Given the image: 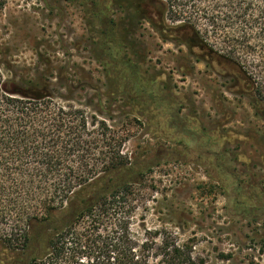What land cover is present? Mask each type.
Returning <instances> with one entry per match:
<instances>
[{"label": "trees", "instance_id": "1", "mask_svg": "<svg viewBox=\"0 0 264 264\" xmlns=\"http://www.w3.org/2000/svg\"><path fill=\"white\" fill-rule=\"evenodd\" d=\"M82 5L99 23L114 96L130 100L135 121L150 112L153 119L163 117L171 133L193 134L188 121L178 118L171 94L141 87L140 65L111 54L115 5L133 11L132 24L145 22L163 41L183 43L196 50L197 59L216 61L233 84L264 88V0ZM210 34L223 43V52L209 44ZM4 64L11 67L0 59V264H195L191 248L164 229L132 230L140 195L152 191L144 185L159 163L158 152L148 158L126 152L128 125L114 122L110 105L99 100L97 113L104 116L89 115L74 99L76 88H47L49 76L29 71L4 75ZM129 80H137L133 90ZM232 206L231 219L264 224V202L259 207L235 200Z\"/></svg>", "mask_w": 264, "mask_h": 264}, {"label": "rangeland", "instance_id": "2", "mask_svg": "<svg viewBox=\"0 0 264 264\" xmlns=\"http://www.w3.org/2000/svg\"><path fill=\"white\" fill-rule=\"evenodd\" d=\"M81 3L0 0V59L11 66L2 65L3 74H45L52 82L47 88H76L74 99L89 115L104 116L97 113L99 100L110 105L114 122L128 125L126 152L143 158L158 152L144 185L152 191L140 195L132 215L134 232L164 229L191 248L195 264H264V224L229 217L235 200L264 202V88L233 84L216 61L163 41L145 22L132 24L133 11L115 5L111 54L140 65L141 87L171 94L193 134L171 133L150 112L135 121L130 100L114 96L99 23ZM208 42L223 52L213 34ZM127 83L130 90L137 86V80Z\"/></svg>", "mask_w": 264, "mask_h": 264}, {"label": "flooded vegetation", "instance_id": "3", "mask_svg": "<svg viewBox=\"0 0 264 264\" xmlns=\"http://www.w3.org/2000/svg\"><path fill=\"white\" fill-rule=\"evenodd\" d=\"M230 89V88H229Z\"/></svg>", "mask_w": 264, "mask_h": 264}]
</instances>
